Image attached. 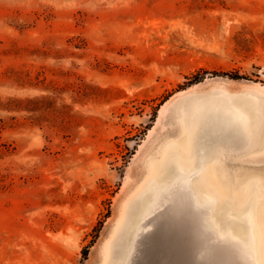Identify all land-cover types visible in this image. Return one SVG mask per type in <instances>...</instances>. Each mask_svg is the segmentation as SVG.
Here are the masks:
<instances>
[{
	"label": "rangeland",
	"instance_id": "1",
	"mask_svg": "<svg viewBox=\"0 0 264 264\" xmlns=\"http://www.w3.org/2000/svg\"><path fill=\"white\" fill-rule=\"evenodd\" d=\"M253 174L264 0H0V264H262Z\"/></svg>",
	"mask_w": 264,
	"mask_h": 264
},
{
	"label": "bare ground",
	"instance_id": "2",
	"mask_svg": "<svg viewBox=\"0 0 264 264\" xmlns=\"http://www.w3.org/2000/svg\"><path fill=\"white\" fill-rule=\"evenodd\" d=\"M206 163H207V161H206ZM180 168H182V166H180ZM251 177H252L250 179L251 184L255 187L257 200H260L258 193L260 194L261 198L264 197V180H262L261 177H259L256 174H253ZM247 187H249V183H248ZM259 208H261V207L258 206L257 209L255 208L257 210L256 218L254 219L255 222L252 221L253 228H254V225H255V227L257 226V222H258V230L256 229V231L253 234V240L255 243V241L257 242V238L260 237V239L263 240V244H264V209L262 208V210H261L262 213L261 212L259 213ZM256 220H258V221H256ZM259 225L261 227V231H260ZM171 228H173V227H171ZM171 228H168V229L171 230ZM171 231L174 232L173 235L170 232V234L172 235L171 237H168L167 235L164 234V237H165V239L167 238V240H164V245H163L162 249L164 248L165 254H170L172 264H180L182 261V259H181L182 258V256H181L182 248L180 246H183L185 244V239H186L185 233H186V231L183 228V226H181V225H176L174 227V229H172ZM156 232L160 235V239H161L163 237L161 234L162 228L158 227L156 229ZM149 250H150V254L154 253L153 249L149 248ZM261 253L262 254H258V256L262 257V260H263L262 264H264V247L261 250ZM185 264H187L186 261H185Z\"/></svg>",
	"mask_w": 264,
	"mask_h": 264
},
{
	"label": "trees",
	"instance_id": "3",
	"mask_svg": "<svg viewBox=\"0 0 264 264\" xmlns=\"http://www.w3.org/2000/svg\"><path fill=\"white\" fill-rule=\"evenodd\" d=\"M197 77H198V76H197ZM197 77L195 78V82L199 81Z\"/></svg>",
	"mask_w": 264,
	"mask_h": 264
}]
</instances>
